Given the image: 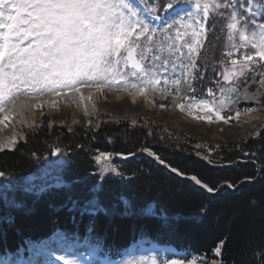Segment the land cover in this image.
Here are the masks:
<instances>
[{"label":"trees","instance_id":"obj_1","mask_svg":"<svg viewBox=\"0 0 264 264\" xmlns=\"http://www.w3.org/2000/svg\"><path fill=\"white\" fill-rule=\"evenodd\" d=\"M215 21L212 44L218 40ZM199 69L203 78L198 88L207 90L211 72ZM260 104L264 109V92ZM253 108L240 103L237 110ZM128 120L102 125L67 120L50 130L43 125L12 151L0 152L1 178L16 188L0 195V255L60 230L73 240L101 242L107 259L118 258L137 237L148 236L218 264H264V127L244 142L209 146L212 153L204 157L195 140L168 139L163 125L152 124V119H141L136 126ZM145 148L217 191L208 193L177 176ZM56 150L66 157L61 185L39 193L22 188L20 182L35 163ZM100 152L112 154L105 172L95 159Z\"/></svg>","mask_w":264,"mask_h":264},{"label":"snow or ice","instance_id":"obj_2","mask_svg":"<svg viewBox=\"0 0 264 264\" xmlns=\"http://www.w3.org/2000/svg\"><path fill=\"white\" fill-rule=\"evenodd\" d=\"M186 2L192 4L194 11L185 9L180 0H164L162 5L150 6L149 11L156 14L152 17L154 21H168L166 27L157 29L140 16L131 0H0V113L4 114L0 124H5L13 113L31 114L34 107L42 106V97H68L71 92L68 98L75 101V94L82 88L89 93L108 89L109 92L126 90L130 95L144 96L146 92L165 93L170 85L174 86L180 100L188 101L177 103L181 110L203 109L205 116L201 119L206 118L211 123L214 115L216 120L227 123L231 117L221 116V111L241 99L239 95L228 101L218 99L211 89L207 92L208 98L197 100L187 95L195 91L190 81L196 78L193 70L197 68L199 52L207 38L210 10L230 9L227 29L232 48L226 53L227 57H233V50L240 48L253 50L245 52L242 59H230L232 71L224 74L223 80L231 84L230 75H243L250 67L249 62L264 61V22L256 19L258 14H264V5L247 0V15L242 16L237 9L238 0ZM160 11L165 13L163 17ZM218 15L223 17L225 12H218ZM177 25L179 27H175ZM174 27L175 37L170 32ZM158 32L171 41L169 51L178 54L179 64L171 59L161 60L155 54L154 50L160 48L155 39ZM182 36L190 39L177 45L176 40ZM237 37L238 44L233 42ZM184 48L187 53L182 51ZM150 52L153 53L151 58ZM261 83L264 84V80ZM183 85L187 87L185 94L180 96ZM229 91L237 92L238 89L232 87ZM242 98H248L247 92ZM239 114L237 111L236 115ZM15 144L16 135H12L5 143H0V150H11ZM143 151L149 157L154 156L147 148ZM111 157V153L100 152L95 159L108 161ZM121 158L129 157L122 155ZM154 158L208 193L217 191L197 175H186L170 167L158 155ZM227 186L232 188L233 184ZM90 203H95V199ZM67 251L50 249L49 255L60 264H78L65 254H56ZM214 251L220 255L219 247ZM136 264H148V261L142 258ZM150 264H157V260L153 258ZM164 264H195V261L173 258L165 260Z\"/></svg>","mask_w":264,"mask_h":264},{"label":"rangeland","instance_id":"obj_3","mask_svg":"<svg viewBox=\"0 0 264 264\" xmlns=\"http://www.w3.org/2000/svg\"><path fill=\"white\" fill-rule=\"evenodd\" d=\"M180 3L189 12L194 11L192 4L186 2V0H180ZM145 5L150 8V6L159 4L152 1ZM133 6L138 10L140 16L149 22L151 27L157 29L166 27L168 21H154L150 13L146 10L139 9L135 5ZM211 11H213V14L208 28L209 41H207L208 43L206 45L207 54L203 52L198 59V63L202 64L204 68H207V70L211 72L212 78H210V84L207 87H210L209 89L217 94L218 99L228 101L229 99H236L237 95L241 97L236 103L228 104V106L221 111V116L231 117L227 123H225L224 120H216L214 115L212 116L211 123H209L206 118L201 119L200 117L205 116V110L203 109H195L191 112L187 108L181 110L177 107V103H188V101L180 100L176 95L174 86L170 85L167 86L168 91L165 93L157 92L153 94L151 92H146L144 96L138 93L130 95L126 90L119 92L113 90L109 92L108 89H104L103 92H96L93 90L92 94H94V96L91 97L90 100L88 96L82 99L79 93H77L75 94V101H72L68 98L72 95L71 92L68 93V97H42L40 101L42 106L40 108L34 107L31 114L24 113L25 122L17 125L13 118H9L8 121H5L4 125L8 129H11L12 132H17L16 128H18V126L20 127L18 128L17 144L18 142H24L29 132L37 131L41 129L43 125L47 126L50 130L55 126H64L67 120L72 124L81 121H85L88 124L91 121H95L96 125H102L106 123L112 124L114 121L128 118V121L136 126V124L141 122V119L147 122H150L152 119V124L163 125L161 126L164 128V135L168 139L178 140L180 143H183L184 139L195 140L196 146L202 148L204 157L212 153L211 149H207L209 146L219 149L220 146L226 145L228 142L240 143L246 141L249 136H255L259 129L264 127V109L260 104L264 92V84L261 83V80H264V61H259L258 64L249 62L250 67L244 70L243 75L239 73L235 76L230 75L231 84L224 81L223 75L229 74L232 71L230 59L237 57L242 59L245 52H251L253 50L250 48H240L239 50H233V57H227L226 53L232 48L231 43L228 41L227 29V24L229 22L228 12L230 9L229 11H225L224 9L218 10V12H225L223 17L218 15V12H215V10H210V12ZM215 20H218V40H216L215 44H212L210 36L211 34L215 35L213 27L216 24ZM175 27L179 26L177 25ZM175 27L173 30H170L173 37H175ZM141 39L143 40V38ZM155 39L160 45L159 49L154 50L155 54L159 55L161 60L171 59L179 64L178 54L169 51L168 45L171 41L168 40L167 37L162 36L159 32ZM186 39H190V37L182 36L180 39L176 40V44H183ZM233 42L238 44V37ZM201 50L202 48L200 51ZM182 51L187 53V48H184ZM200 53L201 52H199V55ZM151 57L149 54V58ZM255 59L259 60L258 57ZM201 73H203L202 70L197 76L199 80H197L196 86L199 85V81L203 78ZM168 74H171L170 66ZM190 83L192 84L191 81ZM186 87L187 85L182 86L180 96L185 94L184 89H186ZM232 87H236L238 91H229ZM81 90L87 91L88 89L82 88ZM245 92L248 94L247 99L242 98ZM187 95L191 96V92H188ZM203 97L208 98L207 94H204ZM174 98L176 102H174ZM53 101L55 102L54 105ZM80 101L82 104L79 109H77V105ZM239 103L252 104L255 108L247 112L239 111L240 114L237 116L236 112L238 111L237 106ZM33 114H36L34 120L30 119V116ZM3 115V113H0V119L3 118ZM247 116L251 117L248 118ZM6 150L10 149H3L0 150V152ZM65 158V153L58 150L40 158L35 163L33 171L28 173L29 175L25 178V181L20 182L22 183L21 187H25L29 192L39 193L48 187L59 186L61 184L60 172L66 161ZM99 164L103 172L108 169L107 161H99ZM23 182H25V184ZM14 190H16L14 184L2 180L0 175V195H4L7 191ZM68 243V240L61 239L59 236H53L51 241L29 243L27 250L31 252L32 249H34L38 253L44 254L50 259V262L47 264H56L53 262L54 258L49 255L50 249H67L68 251L66 253L57 252L56 254H65L69 259L77 260L78 264H136V262L142 258L148 261V264H150L153 258L157 260V264H164L165 260L173 258L184 259L187 262L195 261V264H218L219 262V260L213 258L208 259L203 256L188 255L185 252L171 251L166 248L159 250L158 248H153L155 243L151 242L148 238H141L132 244L136 251H125L124 256L118 262L107 263L102 261L95 251L86 255L84 254L83 257L80 256L76 250L70 251ZM214 255H216L215 252ZM217 256L218 255H216V259ZM0 264H24V261L22 259L15 260V256L8 254L4 257H0Z\"/></svg>","mask_w":264,"mask_h":264},{"label":"bare ground","instance_id":"obj_4","mask_svg":"<svg viewBox=\"0 0 264 264\" xmlns=\"http://www.w3.org/2000/svg\"><path fill=\"white\" fill-rule=\"evenodd\" d=\"M89 95L91 97L94 96V94H92V92L89 93L88 90L87 91L86 90H81V92L79 93V96L80 97H85V96L86 97L87 96L89 97ZM81 104L82 103L80 101V103L77 105V109H79V107H80ZM77 109H76V111H77ZM35 115L36 114L31 115L30 116V119L34 120ZM247 117L250 118L251 116H247ZM10 118H13L16 121L17 125L20 124V123H22L21 121L25 122V114L24 113H17V114L13 113L10 116ZM17 119H19V120H17ZM18 128H20V127L18 126ZM18 128H16L17 132H12L11 129H8L4 124H0V143H5L12 135H16V141H17V134L19 132ZM5 149H9V148H5ZM166 249L171 250V251H174L172 247H166Z\"/></svg>","mask_w":264,"mask_h":264}]
</instances>
